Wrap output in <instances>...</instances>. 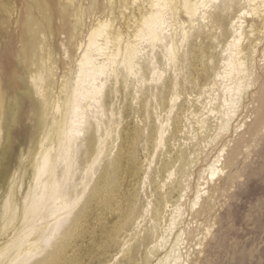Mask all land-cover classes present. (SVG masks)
<instances>
[{
    "label": "bare ground",
    "instance_id": "1",
    "mask_svg": "<svg viewBox=\"0 0 264 264\" xmlns=\"http://www.w3.org/2000/svg\"><path fill=\"white\" fill-rule=\"evenodd\" d=\"M65 2L64 15L74 10L73 37L81 30L84 39L59 94L54 48L45 51L51 17L45 26L34 28L35 16L26 24L30 39L22 54L42 135L23 176L16 169L0 199V264H59L93 205L121 211L114 237L119 250L105 264H191L188 246L200 249L212 234L219 188L210 193L208 184L237 167L264 127V0H106L112 4L107 16L89 26L92 15L82 0ZM98 5L91 0L90 10ZM2 78L0 138L3 120L18 113L6 100ZM121 89L132 101L118 109ZM256 101L249 137L241 136L230 151L228 138L245 126L247 114L237 119ZM122 128L125 143L118 147ZM220 136L226 140L195 181L205 149ZM140 145L147 151L142 180L125 193L119 173L126 163L138 165Z\"/></svg>",
    "mask_w": 264,
    "mask_h": 264
},
{
    "label": "rangeland",
    "instance_id": "2",
    "mask_svg": "<svg viewBox=\"0 0 264 264\" xmlns=\"http://www.w3.org/2000/svg\"><path fill=\"white\" fill-rule=\"evenodd\" d=\"M97 1L99 3L97 8L91 9L94 10L95 14H93V11L90 10L91 0H82L84 7L86 9L89 8L87 15H92V17L87 16L85 20L86 26H89L95 17L107 16L112 5L107 3L106 0ZM62 5H66L65 0H0V74L3 77V90H5L6 100L8 103L12 101L11 103L15 106L14 108L18 110L17 115L13 114L14 112H10L8 117L3 120L4 125L2 127V137L0 138V199L6 193L14 171L18 170L17 173L20 178L23 176L24 170L22 169L28 164L29 155L36 146L35 142L42 135L40 134L39 136L36 125L35 106L37 97H33L28 90L26 78L28 77L27 63H25L22 54L23 47L28 44L30 39L29 26L26 25L27 22L31 21L33 16H38L39 18L35 19L33 17V22L31 21L32 24L37 22L33 26L37 28L38 24L45 26L47 24L46 18L48 16L51 17V31H44L49 36H47L48 41H46L49 46L46 45L45 51H48V48H54L51 52L54 66L55 68L57 67L55 69L56 87L60 85V80L64 77L73 76L75 60L80 55L79 45L77 44L84 38L80 36L81 30L77 36L73 37L74 10L70 7L71 11L64 15L62 13ZM84 33H86L85 27ZM40 37L42 36L40 35ZM37 51L38 49L35 50V53ZM41 53L43 55V52ZM156 54L158 63L164 69L165 61L159 49L156 50ZM30 55L31 53L29 54V58H31ZM37 55L41 56L39 53ZM70 59H73L72 62ZM259 70L264 74L263 66ZM61 75L63 76L61 77ZM134 84L136 87L141 85L139 83ZM132 87L135 88L134 86ZM56 89L55 91L59 94V88L57 87ZM125 93L124 89L120 93L119 98L114 99L116 108H124L132 101L131 96H127ZM258 104V101L251 103L249 108H245L243 114L237 119L235 124L239 123L243 116L247 114V118L241 121L242 124L246 121L245 126L241 127L238 133L233 132L231 137L228 138L233 140L229 146L230 151L232 144L239 141L241 136L245 138L249 137L248 131L255 119V114L252 110ZM155 105L156 102L154 101L152 107H155ZM153 117L154 115L152 116V120ZM131 119L132 117L128 118L129 121ZM154 121L157 123L155 117ZM154 121L152 123H155ZM121 130V137L116 141V146L118 147L123 142L125 143L123 128ZM221 137H218L214 143H211L205 149L203 157L200 159L202 162L200 161L199 166L195 168V181L199 179V172L206 162L214 159L218 154L222 143L226 140V136ZM142 147L140 145V148H138V158H140L137 161L138 165L136 164V166L134 165L135 167L129 168L128 163H126V168L124 166L120 170L119 181L123 184L122 190L125 193H129L133 185H137L142 180L143 174H140L139 168L140 165L142 166L143 163H146L147 154V151ZM116 150L117 148H114V152ZM85 152L86 148L82 147L79 153L81 168H84L85 165ZM228 152L225 155V160L229 158L230 153ZM239 158V163L237 162L236 164L237 167H232V169L226 168V171H228L226 176L215 180V183H211L210 181L208 184L210 186L207 190H210V193H212L214 186H218L219 188L215 192V209H217L213 211L212 234L211 236L208 235L206 240L203 241L204 244L200 246V249H198L199 246H195L194 244H192L191 248H189L190 245L188 246V253L191 252V264H264V127L262 134L250 142L249 147L244 149V154ZM231 175L234 176L235 180H231ZM80 176V173H78V181H80ZM204 176L207 177V174ZM139 177L140 179H138ZM224 183L225 185L220 189V186ZM93 207L94 209L92 208L88 218H85L82 224L85 225L81 226L80 231L77 232L78 234L74 237L75 240L73 239L74 241L71 243L69 251L66 253L67 255L62 260L64 263L61 261L59 264H105L107 259H112L118 252L119 248L117 247V243L114 242V237L117 236L116 225L121 220V211L114 208L115 206L113 210L99 208L97 205H93ZM215 215H217L216 218ZM114 260L115 258L112 259V262Z\"/></svg>",
    "mask_w": 264,
    "mask_h": 264
}]
</instances>
